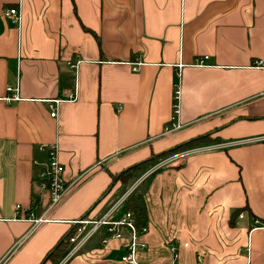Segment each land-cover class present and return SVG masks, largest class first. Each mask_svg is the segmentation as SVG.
<instances>
[{
  "label": "crops",
  "instance_id": "0c3cea01",
  "mask_svg": "<svg viewBox=\"0 0 264 264\" xmlns=\"http://www.w3.org/2000/svg\"><path fill=\"white\" fill-rule=\"evenodd\" d=\"M17 7L20 28L4 18ZM75 88L51 118L48 102ZM204 136L235 145L164 167L135 192L148 215L141 264H169L170 242L179 264L199 253L264 264V0H0V264H42L72 222L123 198L114 177ZM52 145L70 189L46 212ZM34 199L48 220L36 228ZM105 239L66 264H122L128 241Z\"/></svg>",
  "mask_w": 264,
  "mask_h": 264
},
{
  "label": "built area",
  "instance_id": "2783aa9c",
  "mask_svg": "<svg viewBox=\"0 0 264 264\" xmlns=\"http://www.w3.org/2000/svg\"><path fill=\"white\" fill-rule=\"evenodd\" d=\"M4 18L10 22L12 25L20 28L22 25V10L20 7L12 8L6 10L4 12ZM80 61H77L76 64H70V68L74 71L77 70L78 65H80ZM199 66H202L203 61L197 62ZM182 69L183 66H179ZM257 68L263 67V62H257ZM180 85H181V75H178V83L175 87V96H174V117L173 122L178 121V117L180 115ZM77 100V90L65 96V98L52 100L48 102V106L50 109L51 118H55L57 115V106L62 103H73ZM7 102L19 101V96L16 94L14 96L6 98ZM176 127L178 126V122L175 123ZM175 126V125H174ZM262 141V139H261ZM264 141V139H263ZM249 142H238L236 145H244ZM235 144H222L219 146H206L199 147L192 150H188L185 152H181L178 154H174L166 159H164L161 163L151 168V170L147 173V176L167 167L173 163H177L191 155L196 153H200L206 150H215V149H224L227 147H231ZM48 151V161L45 165H43L42 172L40 174V182L41 188L43 191L48 193L49 202L47 205V211L49 212L59 206L63 200L65 199L68 191L70 189V185L65 181L64 173L65 168L61 164L58 159V149L55 145L48 146L45 149ZM132 191H128L123 198H121L109 211L104 214L99 219H90L88 217L82 218L76 222H72V228L70 230V239L69 244L71 246L69 252L62 260L60 264H66L73 257L80 254L89 243H91L97 236L102 233L106 234V239H116L123 240L126 239L128 241V245L126 247V253L123 256L121 263L122 264H141L138 260L140 254L147 251V245L141 242V239L148 233L149 228L143 227L138 229L134 223L132 215L128 212H125L123 216L118 217V212L121 207H124L127 199L132 195ZM20 210V206L17 207ZM243 215L240 216L243 219ZM33 224V228L39 227L40 225L48 222L47 219H44L43 215L39 218H33L30 220ZM258 224V222H256ZM185 247H188L186 244ZM168 250L172 255L171 262L169 264H179V251L178 247L173 243H168ZM206 253H199L198 255V264H204L203 260L206 258Z\"/></svg>",
  "mask_w": 264,
  "mask_h": 264
},
{
  "label": "trees",
  "instance_id": "16d2710c",
  "mask_svg": "<svg viewBox=\"0 0 264 264\" xmlns=\"http://www.w3.org/2000/svg\"><path fill=\"white\" fill-rule=\"evenodd\" d=\"M210 142H219V140H212L209 136H204L201 138L194 139L186 144H183L176 149L172 150L171 152H168L166 154H163L162 156L154 157L142 164H138L134 167L128 168L124 170L120 175L114 177L113 179H118L123 184H125L124 180L122 181L121 177L129 175L128 179L134 178L136 174L139 173L141 168L145 167L148 164L159 162L162 159H166L174 154H178L181 152H185L188 150H192L195 148L203 147L204 145H208ZM156 165V164H155ZM135 171V172H133ZM32 207H38L39 212L37 214L38 217H41L43 214V211L41 210V205L38 203L37 199L33 200ZM125 211L130 213L132 215V218L134 220L135 225L138 229H141L143 227H148V215H147V209L145 204V199L143 195H139L137 193H133L125 202L124 204ZM42 211V212H41ZM241 211L237 210L232 216L230 223H234V221L239 217L237 216ZM87 217V216H86ZM37 218V217H36ZM71 230V229H70ZM70 230L60 239L58 244L46 255L44 258L42 264L47 263L48 261H51L52 264H58L69 252L71 246L69 244L70 239ZM107 237V236H106Z\"/></svg>",
  "mask_w": 264,
  "mask_h": 264
},
{
  "label": "rangeland",
  "instance_id": "374dc122",
  "mask_svg": "<svg viewBox=\"0 0 264 264\" xmlns=\"http://www.w3.org/2000/svg\"><path fill=\"white\" fill-rule=\"evenodd\" d=\"M217 143H219V142H213V143L210 142V143H208V145H204V146H212V145L219 146V145H222V144H217ZM163 160L164 159L160 160L159 162L157 161L156 163H153V164H148L145 167L141 168L139 173L134 175L135 176L134 178L128 179L129 175L121 177L122 181L124 180V182H125L124 190L126 188H128L127 192L128 191L129 192L132 191L133 193H135L137 190H139L145 184V181L147 180V173L151 170V168L155 167L156 165L161 163ZM133 172H135V171H133ZM62 260L59 263H61Z\"/></svg>",
  "mask_w": 264,
  "mask_h": 264
}]
</instances>
